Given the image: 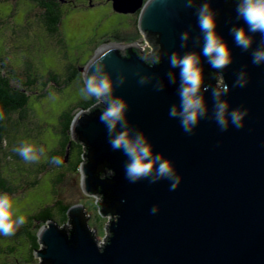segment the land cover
Listing matches in <instances>:
<instances>
[{
	"label": "water",
	"instance_id": "1",
	"mask_svg": "<svg viewBox=\"0 0 264 264\" xmlns=\"http://www.w3.org/2000/svg\"><path fill=\"white\" fill-rule=\"evenodd\" d=\"M110 1L117 13L139 12V31L154 48L151 55L137 43L99 50L82 69L85 81L101 63L97 79L108 75L112 81L108 103L122 99L126 104L124 120L113 133L99 119L105 101L79 111L85 115L72 127L73 139L86 150L83 189L102 195L100 212L112 215L111 236L100 247L84 208L72 206L71 227L50 220L38 232L39 264H264V61L253 63L254 53L264 51V34L247 31L236 12L241 0ZM205 4L231 52L222 70L212 68L203 54L198 16ZM241 27L252 40L247 50L235 43L232 32ZM173 53L181 58L195 53L202 69L196 95L203 111L190 132L181 126L180 68L170 64ZM150 57L153 63L145 61ZM219 103L227 104L226 117L246 110L244 126L236 128L229 118L222 129ZM173 108L176 116L170 115ZM125 130L133 140L146 138L150 159L169 160L180 178L174 190L173 181L159 177L155 167L134 182L126 177L130 158L109 143ZM106 168L112 174L103 177Z\"/></svg>",
	"mask_w": 264,
	"mask_h": 264
},
{
	"label": "rangeland",
	"instance_id": "2",
	"mask_svg": "<svg viewBox=\"0 0 264 264\" xmlns=\"http://www.w3.org/2000/svg\"><path fill=\"white\" fill-rule=\"evenodd\" d=\"M109 2L111 1L78 0L75 6L65 4L61 22L63 38L61 43L58 36L51 35L44 29L45 25L40 19L43 10L40 6L31 0H4L0 4V57L12 62L17 68L31 65L43 76L54 72L60 74L64 80L68 72L67 66L81 67L82 65L78 71L83 74L82 69L86 68L87 61H90L97 51L106 49L110 44L125 46L132 43L134 38L139 42L142 51L151 55L154 48L143 35H139L136 30L127 34L130 23L134 26L136 24L137 13L129 15L117 13ZM79 73L70 85L60 91L52 86L48 87L50 89L48 96L38 99L37 97L41 94L38 90L31 97L29 118L22 123L19 136L27 135L25 140L44 147L47 159L42 157L39 162L26 163L13 151V147L19 144H13L7 148V151L19 158L20 163L24 162L22 167L10 161L8 173L15 177L14 181L20 188L17 194L12 195V198L19 206L20 214L26 217V223L12 236L0 234V249H5V253L1 249L0 264L40 263L36 251L32 250L31 243L22 236L27 222H30L34 232H39L44 225H48V222L42 225L41 222L28 221L30 215L40 210L43 204L48 205L42 208L46 206L53 208L54 215L56 214L54 204L57 202L71 205V207H83L84 212L89 216V225L100 247H103L111 236L112 215L111 213L103 215L100 212L99 203L103 201L102 195L85 192L81 170L74 173L68 170L70 166L50 164L48 151L55 148L61 138L59 131L61 113L71 108V105L78 100L84 99L79 93V90L83 88ZM219 80L221 81V77ZM39 86L41 87L40 84ZM99 103H104V99L99 100ZM0 165L7 171L3 153H0ZM39 165L40 167L49 166L35 187H26L29 182L37 179L36 172L33 173L31 170H36ZM115 220L117 217L113 215V221ZM37 225L41 227L38 229ZM66 226L71 227L68 223L60 225L64 228ZM16 241L23 243L14 251H10L8 246H13Z\"/></svg>",
	"mask_w": 264,
	"mask_h": 264
},
{
	"label": "clouds",
	"instance_id": "3",
	"mask_svg": "<svg viewBox=\"0 0 264 264\" xmlns=\"http://www.w3.org/2000/svg\"><path fill=\"white\" fill-rule=\"evenodd\" d=\"M236 12L243 18L248 25L247 31L264 34V0H241V3L236 7ZM198 23L201 31L204 33L205 44L203 47L204 56L209 58V64L216 70H222L231 62V52L229 46L222 41L216 31L215 14L210 11L209 5L202 6L198 16ZM245 28H234L235 43L247 50L252 43ZM186 39V35L182 37ZM264 61V51L254 53V64H259ZM170 64L173 68H180L181 78V107L182 111L179 115L182 117L181 126L185 132H190L191 128L197 123L199 115L203 111L202 99L197 97V93L203 83L202 69L199 67V57L195 54H186L182 58L173 53L170 57ZM101 63H96L91 69V75L86 76L84 87L79 90L81 97L85 100L95 98L97 101L104 99L108 106L104 109L99 119L103 122L109 133L116 130L118 122L124 120L126 104L122 99H114L108 103V97L112 91V81L108 75L97 79ZM123 83V80L120 81ZM243 87V84H240ZM227 92L225 86L223 89ZM215 96H219V92H214ZM217 121L222 129H226L228 119L236 128L244 126V116L247 111L241 112L234 110L228 116L225 115L227 108L226 103L217 105ZM85 115V112H80L74 120V125L77 124L79 118ZM170 115L176 116L177 109L173 108ZM4 112L0 110V120H3ZM114 150L122 149L124 154L130 158V163L126 165V177L131 181H136L142 177H148L155 170L159 177L172 180L170 190H174L180 183V178L176 176L173 165L167 159H162L161 156H156L150 159L152 155V146L146 141L144 136H138L133 140L128 131H120L114 135L109 141ZM13 151L17 153L26 163L39 162L42 157L47 159L45 148L37 146L27 140L22 141L18 146L13 147ZM51 163L54 165L63 164V159L59 156H53ZM158 164V166H157ZM156 208L152 209L155 213ZM26 223V217L20 214V208L16 201L8 194H0V234L4 236H12L15 232Z\"/></svg>",
	"mask_w": 264,
	"mask_h": 264
},
{
	"label": "trees",
	"instance_id": "4",
	"mask_svg": "<svg viewBox=\"0 0 264 264\" xmlns=\"http://www.w3.org/2000/svg\"><path fill=\"white\" fill-rule=\"evenodd\" d=\"M4 0H0L2 4ZM33 3L37 4L42 8L43 12L41 14V20L45 25L46 31L54 36H58V40L63 43V38L61 34V22L64 15L65 4L59 7L56 2L61 0H31ZM70 5V4H69ZM72 5V4H71ZM76 4H73L75 6ZM139 12L137 13L136 21V32L140 35L138 28ZM133 43L138 42L137 40L132 39ZM155 57H150L145 61L147 63H153ZM89 60L87 61L88 64ZM68 72L65 75V79L62 80L60 74L50 72L48 75H41L34 67L31 65L24 66L23 68H17L13 65L12 62H8L4 57H0V110L4 112V119L0 120V153H3L6 164L7 171L2 169L0 165V194L8 193L11 197L14 194H17L19 189L15 183V177H12L8 171V164L12 161L16 166L23 167L24 162H19V158L16 157L14 153L7 151L9 146L13 144H20L22 141L27 139V135H20L21 125L24 121L29 118V108L30 100L34 92L40 91L41 94L38 99H42L50 93L48 87H54L59 89V91L70 85L74 77L79 73L78 69H81L80 66L73 67L71 65L67 66ZM81 77L80 83L84 87V78L83 74L79 73ZM41 85V87L39 86ZM104 103H99L95 98L89 100L80 99L75 104L71 105V108L64 110L60 115V124L59 131L61 138L55 148L48 151L50 155V160L53 156H59L63 159V164L59 166H70L68 168L71 172H76L81 170V165L84 161V152L85 147L81 142H78L72 137V127L73 122L78 114L79 110H86L91 107H98ZM18 146V145H17ZM18 160V162H15ZM48 163V162H47ZM46 163V164H47ZM51 164V161H50ZM49 164V165H50ZM47 165V166H49ZM47 166L40 167L37 166L36 170H31V172H36L37 179L29 182L26 187L33 188L38 184L41 176L47 171ZM4 170V171H3ZM27 170V169H26ZM25 170V171H26ZM4 172V173H3ZM30 174V172H29ZM112 171L106 168L103 172V177L110 176ZM20 187V186H19ZM48 205V204H43ZM40 210H36L34 214L28 219L34 222H41L42 225L50 220H54L58 225H65L69 221L68 211L71 208V205H64L61 202L54 204L56 209V217L52 213L53 208L46 206ZM58 216V217H57ZM57 219V220H55ZM30 222L24 226V234L22 238H26L29 243L32 245V250L37 252L40 248V243L38 241V231H35L31 228ZM34 227V226H32ZM38 229V225L36 226ZM35 227V228H36ZM32 229V230H31ZM22 241H16L13 246H8L10 251H14L18 245H21ZM3 251H2V250ZM0 252L5 253V249L1 248ZM27 263L26 260H23ZM29 262V261H28Z\"/></svg>",
	"mask_w": 264,
	"mask_h": 264
},
{
	"label": "flooded vegetation",
	"instance_id": "5",
	"mask_svg": "<svg viewBox=\"0 0 264 264\" xmlns=\"http://www.w3.org/2000/svg\"><path fill=\"white\" fill-rule=\"evenodd\" d=\"M77 1L78 0H61V1H57L56 2V4L59 6V7H61V6H63L64 4H78L77 3ZM111 5H112V2H109ZM127 15H129V14H127ZM136 30V26H134V25H132L131 23H130V25H129V28L127 29V34H128V32H134V31ZM134 43H136V42H134ZM134 43L132 42V43H129V44H127V45H130V44H132V45H134Z\"/></svg>",
	"mask_w": 264,
	"mask_h": 264
},
{
	"label": "bare ground",
	"instance_id": "6",
	"mask_svg": "<svg viewBox=\"0 0 264 264\" xmlns=\"http://www.w3.org/2000/svg\"><path fill=\"white\" fill-rule=\"evenodd\" d=\"M136 43L139 44V42H136ZM110 47H121V46L118 45V44H110V45L107 46L106 48H110ZM103 49H105V48H103ZM103 49H101V51H102Z\"/></svg>",
	"mask_w": 264,
	"mask_h": 264
}]
</instances>
